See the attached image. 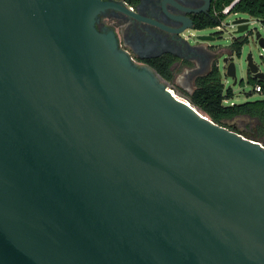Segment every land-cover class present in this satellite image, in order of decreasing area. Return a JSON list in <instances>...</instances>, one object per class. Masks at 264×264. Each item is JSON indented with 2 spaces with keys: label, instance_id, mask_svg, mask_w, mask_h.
Returning a JSON list of instances; mask_svg holds the SVG:
<instances>
[{
  "label": "water",
  "instance_id": "water-1",
  "mask_svg": "<svg viewBox=\"0 0 264 264\" xmlns=\"http://www.w3.org/2000/svg\"><path fill=\"white\" fill-rule=\"evenodd\" d=\"M108 9L139 17L0 0V264H264L263 143L132 62L96 27ZM230 44L216 63L234 85Z\"/></svg>",
  "mask_w": 264,
  "mask_h": 264
},
{
  "label": "flooded vegetation",
  "instance_id": "flooded-vegetation-1",
  "mask_svg": "<svg viewBox=\"0 0 264 264\" xmlns=\"http://www.w3.org/2000/svg\"><path fill=\"white\" fill-rule=\"evenodd\" d=\"M115 1L121 2L139 17L108 9L98 16L96 27L99 30H112L118 47L138 65L154 70L153 64L162 60L170 61L168 69L171 78L159 76L167 87L179 93V89L183 90L189 96L196 88L198 78L217 68L220 46L215 42L220 38L219 33L212 34L216 39L213 42L199 40L197 35L190 39L186 35L192 30L188 26L202 29L197 28V25L218 20L219 25L212 27L224 24L225 17L231 12L219 13L214 8L216 0ZM180 68L183 70V85L174 83L175 71ZM190 87L193 89L188 91Z\"/></svg>",
  "mask_w": 264,
  "mask_h": 264
},
{
  "label": "trees",
  "instance_id": "trees-1",
  "mask_svg": "<svg viewBox=\"0 0 264 264\" xmlns=\"http://www.w3.org/2000/svg\"><path fill=\"white\" fill-rule=\"evenodd\" d=\"M129 1V0H124ZM232 0H216L214 8L221 13V9L228 5ZM231 12H242L255 18L264 28V0H237L232 6ZM222 15V14H221ZM219 25L218 21L198 24L197 28L212 27ZM247 38L235 39L230 44V50L236 54ZM170 61L162 60L153 64V69L164 79L171 78V72L168 69ZM247 81L253 85H259L264 88L263 80L256 79L248 75ZM196 88L189 94L192 103L200 107L215 123L229 128L226 121L236 116L245 115L257 119L256 133L257 140H261L264 135V97L255 100H247L241 103L224 104L225 100L232 98V89L224 88V84L219 75V70L215 67L213 71L206 76L198 78ZM231 129V128H230ZM249 138H252L248 136Z\"/></svg>",
  "mask_w": 264,
  "mask_h": 264
},
{
  "label": "rangeland",
  "instance_id": "rangeland-1",
  "mask_svg": "<svg viewBox=\"0 0 264 264\" xmlns=\"http://www.w3.org/2000/svg\"><path fill=\"white\" fill-rule=\"evenodd\" d=\"M236 18H249L250 23L246 32L241 34H233V30L235 27L231 26V24L232 21ZM256 32H258L260 36L264 39V28L261 26L259 21L247 15L246 13L231 12L225 17L224 24L221 25L219 28L206 27L202 29H192L186 33V35L190 36V39H194L195 36L198 34L219 33L220 38H218L215 43L220 46V48H223L225 46L227 47L231 43L233 36H246L247 41L242 44L240 54L237 55L236 53H233L230 57V60L234 62L236 68V84L233 85L232 78L224 75V71L222 68L223 63L221 61H219L218 63L219 75L222 80V83L224 84V88L230 87L233 92L232 98L225 100L224 104L241 103L247 100H255L264 97V88L261 92H255L253 91V85L247 81L248 74L246 66V56L248 54L251 55L252 61L254 64H256L258 71L264 73V49L258 44L255 38ZM182 76L183 70L181 68L176 70L174 76V83H179L180 85H183ZM262 80L264 84V78ZM192 89L193 87H190L188 88V91H191ZM179 91L181 94L186 93L185 91L180 89ZM226 123L227 125H229V129L231 128L232 130L237 131L247 137L250 136L253 139H258L256 133V124L258 123L257 119L241 115L227 120ZM260 141L264 145V135H262Z\"/></svg>",
  "mask_w": 264,
  "mask_h": 264
},
{
  "label": "built area",
  "instance_id": "built-area-1",
  "mask_svg": "<svg viewBox=\"0 0 264 264\" xmlns=\"http://www.w3.org/2000/svg\"><path fill=\"white\" fill-rule=\"evenodd\" d=\"M236 2H237V0H232V2H230L228 5L224 6V7L221 9V13H223V14H227V13L231 12L230 10H231L232 6H233ZM130 8H131V7H130ZM219 27H220V26H217V28H219ZM253 91H255V92H261V91H263V88H260L259 85H255V86L253 87Z\"/></svg>",
  "mask_w": 264,
  "mask_h": 264
}]
</instances>
